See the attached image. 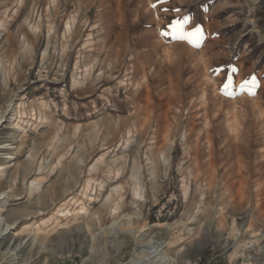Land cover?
<instances>
[{
    "label": "rangeland",
    "instance_id": "obj_1",
    "mask_svg": "<svg viewBox=\"0 0 264 264\" xmlns=\"http://www.w3.org/2000/svg\"><path fill=\"white\" fill-rule=\"evenodd\" d=\"M0 219V264H264V0H0Z\"/></svg>",
    "mask_w": 264,
    "mask_h": 264
},
{
    "label": "snow or ice",
    "instance_id": "obj_2",
    "mask_svg": "<svg viewBox=\"0 0 264 264\" xmlns=\"http://www.w3.org/2000/svg\"><path fill=\"white\" fill-rule=\"evenodd\" d=\"M161 3L166 2V0H160ZM155 7V5H153ZM190 23V17L185 16L183 19L172 20L167 26V30L162 31L160 34L164 37H169L172 40L186 41L189 45L193 47H199L203 40V33L200 26H196L191 31H186V26ZM246 84H251L254 88L256 87V82L252 81L246 82ZM230 83L225 84L224 88L227 90L230 87ZM245 85H241L244 88ZM250 94H252L250 92Z\"/></svg>",
    "mask_w": 264,
    "mask_h": 264
},
{
    "label": "bare ground",
    "instance_id": "obj_3",
    "mask_svg": "<svg viewBox=\"0 0 264 264\" xmlns=\"http://www.w3.org/2000/svg\"><path fill=\"white\" fill-rule=\"evenodd\" d=\"M2 148H3V147H2ZM4 148H5V147H4ZM39 188H40V185L37 184V185H36V189H39ZM0 220H1V219H0ZM128 224H129V223H128ZM9 228H10L9 225H7L5 229L2 228V229L0 230V236L3 235V234H4Z\"/></svg>",
    "mask_w": 264,
    "mask_h": 264
},
{
    "label": "built area",
    "instance_id": "obj_4",
    "mask_svg": "<svg viewBox=\"0 0 264 264\" xmlns=\"http://www.w3.org/2000/svg\"><path fill=\"white\" fill-rule=\"evenodd\" d=\"M162 210H164V208H163ZM165 212H166L167 214L171 215V214L173 213V210H166Z\"/></svg>",
    "mask_w": 264,
    "mask_h": 264
}]
</instances>
